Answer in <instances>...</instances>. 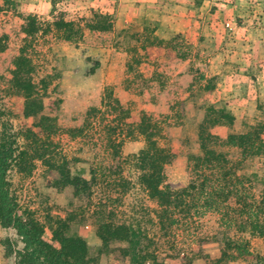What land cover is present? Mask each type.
I'll list each match as a JSON object with an SVG mask.
<instances>
[{"label":"rangeland","instance_id":"obj_1","mask_svg":"<svg viewBox=\"0 0 264 264\" xmlns=\"http://www.w3.org/2000/svg\"><path fill=\"white\" fill-rule=\"evenodd\" d=\"M193 1L198 12L192 16ZM193 1L169 0L166 11L158 8L173 17L162 39L153 34L161 28L155 19L144 20L135 33L114 28L108 14L65 0H0V145L8 142L15 156H26L23 164L12 162L6 180L19 215L43 226L46 243L58 247L53 233L64 221L66 236L87 244L90 264H137L120 251L126 243L104 244L98 236L100 225L112 223L142 232L140 242L157 255V264H216L228 241L240 248L225 264H264V238L245 226L248 218L264 224V0L242 1V16L211 0ZM32 19L36 30L28 35ZM61 20L74 23L69 40L54 24ZM154 38L167 44L152 45ZM20 57L29 62L43 114L57 120V133L46 140L53 143L50 150L56 147L55 161L66 158L72 177L92 182L89 191L59 186L58 173L35 152L39 117H24V98L13 86ZM110 91L122 110L112 109ZM91 108L99 110L93 126L73 137L71 130L84 127ZM222 113L234 117L233 125ZM144 114L154 124L156 147L175 155L164 167L167 182L185 187L201 181L205 169L195 170L196 159L209 137L205 144L226 156L225 166L237 178L242 204L231 198L216 208L207 202L209 193L198 191L194 200L185 197L191 210L179 208L174 226L162 230L164 208L143 184L145 164L133 158L147 146L146 125H139ZM216 119L223 124L213 125ZM239 135L247 137L244 146L230 144L228 138ZM7 230L0 264H22L15 252L25 245L15 229Z\"/></svg>","mask_w":264,"mask_h":264},{"label":"trees","instance_id":"obj_2","mask_svg":"<svg viewBox=\"0 0 264 264\" xmlns=\"http://www.w3.org/2000/svg\"><path fill=\"white\" fill-rule=\"evenodd\" d=\"M54 24L58 29L63 30L65 33L64 39L69 40V38H72L74 31L73 22L61 20ZM30 27L32 30H26L28 35H31L36 30V28L34 29L36 27L35 19H32ZM156 40L157 38H154L150 43L152 44ZM166 42L164 40H158L157 44L160 46L164 43L167 44ZM143 50L147 51L148 49L143 47ZM2 51L3 49L0 50V52ZM15 67L16 72L13 75L15 79L13 86L18 94L24 98L23 115L25 118L39 117L38 123L35 124L38 132L32 133L35 152L38 153L42 162L49 169L58 173L59 180L57 184L59 186H69L74 189L76 194L89 191L92 182L82 178L72 177L68 167L69 162L66 158L60 157V162L55 161L54 149L56 147L53 146L54 149L50 150L53 143L50 142L48 144L46 140L57 133V120L43 114L44 104L40 97V92L29 78L32 71L28 60L26 58H18ZM106 98L112 101L114 105V107L112 105L113 110H122L119 100L114 98L113 91L107 92ZM125 112L127 113L128 111ZM98 113V109L91 108L86 115L84 127L71 130L73 137L81 136L87 127H92ZM145 116L147 115L144 114L143 120L139 125H146L142 127V134L147 136V146L139 155H135L133 158L138 160L139 163L145 164L144 168H146L147 172L142 175L143 184L149 196L156 198L164 208V220L161 221L162 230L169 231L174 226L175 221H173V216L179 208L186 207L188 211L191 210L192 205L185 200V197L194 200L195 194L198 191L200 194L209 193L210 200L207 202L210 206H216V208H219L220 205L225 204L231 198H235L238 205L242 204V193L237 188V178L235 175L232 176L230 169L226 168L225 165L228 161L226 156L205 144L209 141V137H206L208 139H202L201 148L203 156H199L196 159L197 165L195 170L201 172L200 170L205 169L203 174L200 173L201 175H198L197 179L201 181L199 183L191 182L185 187H179L178 185L167 182L164 175V167L171 162L175 155L171 149H158L156 147V144L152 141L155 131L154 124L152 123L151 117L149 119V117L147 118ZM222 119H228L229 125H233L234 123L233 116L222 113ZM221 124L223 123L220 119H216L213 122V125ZM43 136H46L45 141L43 140ZM228 139L230 144L242 147L246 143L247 137L245 135H239L230 136ZM21 154H23L22 157L15 156V149L8 142L0 145V224L2 228L15 229L25 245L23 251H17L15 253L21 257L22 264H90V260H87V244L80 237L66 236V231L68 230L66 222H58V229L54 230V240L58 243V247L56 248L43 241L44 228L38 221L31 218L30 215H19L17 205L10 193L6 176L14 160L19 158V163L23 164L25 162L24 158L26 156H24V153ZM231 177L236 180L232 181ZM180 189H182V192H180ZM262 205H264V201L261 204V207L264 208ZM245 226H251V229L254 231H252L253 233L264 238V224H259L258 218H248L245 221ZM243 228L246 229L245 227ZM141 233L131 226H115L112 223H103L98 228V236L104 244H108L109 241L113 240L126 243L127 247L120 249V251L126 255L132 254L137 264H143L149 259L152 261V264H157V255L152 252L150 254L148 246L140 242L143 238V233ZM6 243L9 245L10 242L8 239H6ZM224 246L225 248L222 251L221 257L216 261V264H225L236 259V255L232 252L235 249H239L240 246L237 243L233 245V242L230 241L226 242ZM11 254L7 255L11 256ZM206 258L209 260V257ZM204 259L205 257H197V260Z\"/></svg>","mask_w":264,"mask_h":264},{"label":"crops","instance_id":"obj_3","mask_svg":"<svg viewBox=\"0 0 264 264\" xmlns=\"http://www.w3.org/2000/svg\"><path fill=\"white\" fill-rule=\"evenodd\" d=\"M68 2L70 7L78 8L79 10H86L94 9L98 10L103 14H108L113 17L114 28H121V29H132L135 33L142 32L141 25L144 24L145 21L151 19L156 20L158 24L161 26L158 30H156V35H161L160 38L167 39V33L169 19L173 18L172 16L165 15L164 13L161 14L159 12L160 7L164 8L166 11L168 5H172L165 0H65ZM179 1V0H176ZM193 1V0H189ZM209 0H206L208 2ZM213 4L217 5L219 8H223L221 10L237 12V16L239 15L240 11H242V1L244 3H248V0H211ZM165 3V4H164ZM210 3V1L208 2ZM147 7L150 8L147 11ZM189 10L192 12V16L194 13L198 12V6L195 5L193 1ZM220 10V11H221ZM263 14V12H262ZM151 15H154V18H150ZM264 16V15H263ZM145 20V21H144ZM262 22L264 21V17L260 18ZM172 25V24H171ZM172 29V28H171ZM170 29V30H171ZM262 33H264V27L260 28ZM161 33H160V32ZM166 33V34H164ZM263 42L264 41H260ZM264 63V62H263ZM214 65H211L210 68H214ZM216 74V73H215ZM211 75V76H215ZM262 73L259 75V79H262ZM3 236H8V230L2 228L0 226V240L3 239Z\"/></svg>","mask_w":264,"mask_h":264}]
</instances>
